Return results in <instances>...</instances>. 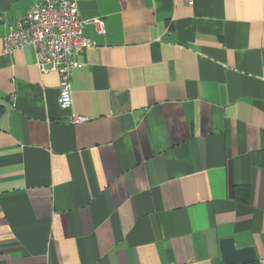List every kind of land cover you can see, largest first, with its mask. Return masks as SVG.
I'll return each instance as SVG.
<instances>
[{"label": "crops", "instance_id": "obj_1", "mask_svg": "<svg viewBox=\"0 0 264 264\" xmlns=\"http://www.w3.org/2000/svg\"><path fill=\"white\" fill-rule=\"evenodd\" d=\"M39 1L0 0V264H264V0H78L66 108L2 51Z\"/></svg>", "mask_w": 264, "mask_h": 264}, {"label": "built area", "instance_id": "obj_2", "mask_svg": "<svg viewBox=\"0 0 264 264\" xmlns=\"http://www.w3.org/2000/svg\"><path fill=\"white\" fill-rule=\"evenodd\" d=\"M192 5L193 0H186ZM93 23L104 31L101 19L86 20L79 16L78 0H40L27 13L8 25L2 36V51L11 53L31 46L34 62L41 73L55 72L58 81V104L71 105V75L78 66L73 54L91 45L83 34L87 24ZM87 117L72 115L71 123L83 122Z\"/></svg>", "mask_w": 264, "mask_h": 264}, {"label": "water", "instance_id": "obj_3", "mask_svg": "<svg viewBox=\"0 0 264 264\" xmlns=\"http://www.w3.org/2000/svg\"><path fill=\"white\" fill-rule=\"evenodd\" d=\"M220 252L223 264H256L254 248L236 247L233 238H224L220 241Z\"/></svg>", "mask_w": 264, "mask_h": 264}, {"label": "trees", "instance_id": "obj_4", "mask_svg": "<svg viewBox=\"0 0 264 264\" xmlns=\"http://www.w3.org/2000/svg\"><path fill=\"white\" fill-rule=\"evenodd\" d=\"M3 105L0 103V112H2L3 111Z\"/></svg>", "mask_w": 264, "mask_h": 264}]
</instances>
